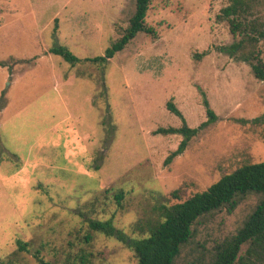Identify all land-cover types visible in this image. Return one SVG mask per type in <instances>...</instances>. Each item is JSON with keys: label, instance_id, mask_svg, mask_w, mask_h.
<instances>
[{"label": "rangeland", "instance_id": "374dc122", "mask_svg": "<svg viewBox=\"0 0 264 264\" xmlns=\"http://www.w3.org/2000/svg\"><path fill=\"white\" fill-rule=\"evenodd\" d=\"M229 4L154 0L147 22L158 36L140 33L98 65L84 59L121 37L136 0H0V264H38V251L52 264H78L83 251L91 264H134L116 237L94 232L87 245L88 221L113 219L139 238L137 226L156 219L160 206L264 162V124L252 123L264 113V81L224 50L240 39L219 18ZM59 44L82 61L51 54ZM258 49L264 61V39ZM204 98L217 121L166 164L183 140L154 134L182 126L167 103L199 128L208 120ZM262 199L251 193L234 211L199 219L174 264H214L217 247Z\"/></svg>", "mask_w": 264, "mask_h": 264}, {"label": "trees", "instance_id": "16d2710c", "mask_svg": "<svg viewBox=\"0 0 264 264\" xmlns=\"http://www.w3.org/2000/svg\"><path fill=\"white\" fill-rule=\"evenodd\" d=\"M153 1L136 0L135 12L121 37L113 42L103 55L84 60L106 65L140 33L156 38L158 36L156 29L147 22ZM219 18L227 19L231 33L235 38L240 37L230 46L224 47V50L229 55L239 56L243 61L251 64L256 78L264 81V61L258 49L260 40L264 39V0H230V4L222 10ZM57 28L56 19L54 30L56 31ZM49 52L73 66L82 61L62 44L54 45ZM204 105L208 120L199 128H190L173 102L167 103L168 110L182 120V126L159 128L154 134L181 135L183 140L168 156L166 164H170L181 155L193 137L203 128L217 121V116L206 98ZM252 123L263 125L264 113L252 120ZM179 193L176 190L172 196L180 200ZM251 193L261 194L263 199L236 235L217 247L214 264H264V162L245 164L232 173L224 175L207 190L196 193L183 202L160 206L156 219L137 226V231L141 235L139 238L127 237L123 231L115 227L113 219H109L89 220V228L83 240L87 245H91L94 240L93 233L102 232L107 236L116 237L131 248L136 259L134 264H174L182 247L193 237V227L199 219L223 208H227L230 212L234 211L238 203L237 199ZM124 195L123 192L115 195L119 206H122L120 201ZM17 245L22 251H29L28 243L18 240ZM91 256V253L83 251L79 256L78 264H91ZM35 258L38 264H52L45 260L39 251L35 253Z\"/></svg>", "mask_w": 264, "mask_h": 264}]
</instances>
